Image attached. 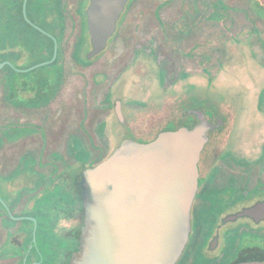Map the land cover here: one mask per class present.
Returning a JSON list of instances; mask_svg holds the SVG:
<instances>
[{
	"label": "flooded vegetation",
	"instance_id": "af4514ba",
	"mask_svg": "<svg viewBox=\"0 0 264 264\" xmlns=\"http://www.w3.org/2000/svg\"><path fill=\"white\" fill-rule=\"evenodd\" d=\"M90 5L0 0V264H67L83 174L197 126L175 264L264 263V0H126L94 55Z\"/></svg>",
	"mask_w": 264,
	"mask_h": 264
},
{
	"label": "water",
	"instance_id": "95a60500",
	"mask_svg": "<svg viewBox=\"0 0 264 264\" xmlns=\"http://www.w3.org/2000/svg\"><path fill=\"white\" fill-rule=\"evenodd\" d=\"M125 1L91 0L92 55L105 47ZM202 130L125 141L88 169L80 182V249L67 264H175L188 239Z\"/></svg>",
	"mask_w": 264,
	"mask_h": 264
},
{
	"label": "rangeland",
	"instance_id": "374dc122",
	"mask_svg": "<svg viewBox=\"0 0 264 264\" xmlns=\"http://www.w3.org/2000/svg\"><path fill=\"white\" fill-rule=\"evenodd\" d=\"M252 83L254 84V86L256 87V89H258L260 86H262L264 84V75H262L259 78L253 79L252 80ZM238 90L241 91V89H238ZM250 103H251V99H250Z\"/></svg>",
	"mask_w": 264,
	"mask_h": 264
}]
</instances>
